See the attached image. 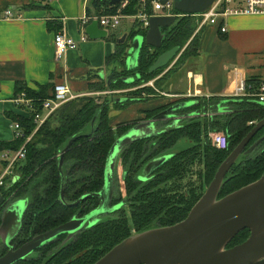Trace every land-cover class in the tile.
<instances>
[{"label": "trees", "instance_id": "16d2710c", "mask_svg": "<svg viewBox=\"0 0 264 264\" xmlns=\"http://www.w3.org/2000/svg\"><path fill=\"white\" fill-rule=\"evenodd\" d=\"M125 1L128 4L123 7ZM93 7L97 10L98 16L112 15L119 11L125 15H137L141 10L140 0H123L114 6L110 5L109 0H95ZM150 12H153L152 6H150ZM135 24L136 27L128 33L126 42L120 43L119 38L112 35L109 38L117 43V50L109 58V63H115L117 66L112 75L103 79L100 73H97L91 77V82H89V90L104 92L123 89L125 93V96L121 97L125 98L123 102H118V98L114 99L110 93L100 102L99 98L94 96L76 97L54 110L39 127L35 121L36 113L44 112L43 102L53 95L55 84L50 83L35 89L28 87L26 83L18 82L15 97L18 98L25 93L27 97L34 98L35 110L28 114H10L12 121L22 126L23 136L11 141L0 140L1 152L5 149L17 152L23 145L26 149L25 158L20 159L16 164L17 180L12 183L10 177H7L6 185L0 187V195L4 198L3 204H0V225L5 200L12 194L17 200L31 194V202L25 211L22 228L13 239L14 245L20 247L37 234L61 226L76 215L90 212L97 204L98 198L96 197L88 198L76 207H71L61 201L62 174L59 161L63 148L71 138L75 137L76 140L65 152L63 165L66 182L64 197L67 202L78 201L83 195L98 192L104 187L109 150L120 135L134 124V122L120 121L114 125L111 120V111L142 103V101L158 96L159 91L164 90L162 84L175 67L171 68L166 73L167 75H161L167 67L150 72L152 64L160 54L169 51L174 46H180L183 49L188 42L187 50L182 57L199 54L200 35L199 33L195 37L193 35L198 27V21L191 16L179 17L173 27L164 29L167 32V38L162 46L154 49L144 45L138 66L130 70L126 66L129 44L134 35L145 36L147 32V29L139 28L138 22ZM218 28L221 32V27ZM97 77L99 79L94 81L93 79ZM125 78H134V81L127 82ZM152 80H155L154 87L147 85ZM248 81L253 85L259 82V80ZM208 100L197 98L198 102L191 105V108L181 111L185 113L201 111L206 103L218 106L224 101V106H227L230 112L219 115L224 117L213 118L212 123L207 120L205 122L198 120L164 133L161 137L155 138L159 140V147L150 150L149 154L143 149V145L148 142L146 139L134 141L121 150L119 163L122 162L127 170L123 177L125 195L128 198L127 209L122 207L116 213L117 215L110 216L96 223L94 227L81 231L69 242L65 243L66 235L59 237L39 249L37 256H30L16 264H94L109 253L110 249L131 236L134 229L141 232L152 227L174 225L184 220L215 178L222 161L256 125L249 123L251 121L258 123L264 118V106L250 98L213 97ZM162 108L142 110V112L148 118ZM142 119L139 117L134 121ZM210 129L228 134V150H219L212 145L208 137ZM263 136L264 127L249 143V146ZM185 137L193 142L191 147L178 151L175 156L164 162L149 181L144 182L137 179L136 174L143 164L150 159L162 156L165 150L174 147ZM262 147L255 155H252V152L249 155H243V159L238 158L226 176V182L220 191V198L262 178L264 140ZM250 235L248 229L240 231L228 247L246 241Z\"/></svg>", "mask_w": 264, "mask_h": 264}, {"label": "water", "instance_id": "95a60500", "mask_svg": "<svg viewBox=\"0 0 264 264\" xmlns=\"http://www.w3.org/2000/svg\"><path fill=\"white\" fill-rule=\"evenodd\" d=\"M110 5H116L123 0H109ZM163 3L168 0H161ZM174 7L182 13H202L206 11L215 0H173ZM150 26L144 35L136 34L127 49L126 63H130V70L138 65L141 49L145 45L159 49L167 38V32L176 23L175 16H153ZM88 38L102 40L110 38L109 30L101 28L98 19L93 20L85 29ZM128 33L119 39L120 43L126 42ZM183 52L180 46L166 51L152 64L150 72L168 68L173 65L177 57ZM134 78H125L132 82ZM112 95V94H111ZM119 101L125 98L119 97ZM197 101L177 102L164 110L160 115L151 120L138 122L132 129L120 135L111 149L106 161L105 185L98 191L83 195L78 201L67 202L65 192L64 160L65 152L70 148L76 138H71L63 148L60 155L59 168L62 174L61 201L71 207L79 206L88 198H99L100 204L93 211L84 216H75L61 226L50 231L37 234L22 246L15 248L12 240L21 230L22 220L30 202L22 197L5 205L0 225V242L7 247V252L0 255V264H16L29 258L34 252L66 235V242L73 240L81 231L96 225L102 216L116 209L109 208L114 198L115 175L121 150L137 140L163 134L157 129V122L171 119L177 122L181 118L177 112L191 108ZM224 101L219 103V112L226 110ZM226 102V101H225ZM198 112L187 113L185 117L198 116ZM95 119L92 121L94 125ZM264 127V118L256 123L249 135L244 138L235 149L222 161L215 174V178L208 185L205 193L194 204L188 216L175 225L166 227H153L137 232L123 240L109 250L105 256L94 264H264V174L262 178L236 189L220 198V191L226 182V176L241 155H249L264 140L259 139L249 146V143L259 134ZM155 128V129H154ZM153 129V131H151ZM93 132V130L91 131ZM249 148L247 149V147ZM172 154L163 155L149 162L153 170L160 167ZM16 179L13 180L14 183ZM4 198L0 196V204ZM248 229L250 237L236 246L228 247L237 234ZM65 242V243H66Z\"/></svg>", "mask_w": 264, "mask_h": 264}, {"label": "crops", "instance_id": "0c3cea01", "mask_svg": "<svg viewBox=\"0 0 264 264\" xmlns=\"http://www.w3.org/2000/svg\"><path fill=\"white\" fill-rule=\"evenodd\" d=\"M94 1L0 0L1 141L15 138V130L11 124L14 121L10 114L24 111H18L16 104L18 82L39 89L42 85H57L64 81L70 84L74 94L84 93L89 89L91 77L100 73L103 79H107L117 68L115 63H109V58L117 50V43L109 38L81 42L77 48L66 51L60 61L56 59L55 36L59 32H65L67 36L80 40V19L87 15L98 16L93 7ZM5 10H11L14 17L5 18ZM226 27V33L220 32L216 25L202 27L198 32L199 54L189 57L180 72H175L183 73L181 77L170 78L172 74L167 77L162 84L164 90L159 91L161 95L124 108V113L120 109L112 112L120 111L124 116L122 121L134 122L142 117V110L196 101L197 98L208 100L213 97H230L240 79L260 80L264 77V38L257 43L258 49L263 50L258 57H250V53H233L234 49L230 47L237 35L264 34V15L231 16L226 20ZM193 57L196 60L191 62ZM261 63L260 67H256ZM49 93L51 94L50 90ZM112 95L114 99L125 96H116L115 93ZM144 115L143 113V117ZM4 165L0 151V176L4 172Z\"/></svg>", "mask_w": 264, "mask_h": 264}, {"label": "built area", "instance_id": "2783aa9c", "mask_svg": "<svg viewBox=\"0 0 264 264\" xmlns=\"http://www.w3.org/2000/svg\"><path fill=\"white\" fill-rule=\"evenodd\" d=\"M51 1V0H48ZM128 4L127 1L123 3V7ZM150 6L153 7V12H150ZM140 12L139 14H130L125 15L121 11L116 14H103L102 16H84L80 19L79 24H81V36L80 40L73 39L65 34V32H59L55 36V53L56 59L61 60L65 56L66 51L70 49L77 48L81 42H87L88 36L85 33V29L90 22L95 19H98L101 28H105L111 32L116 29L121 23L123 18H128L134 23H139V28L143 30H148L150 26V18L153 16H175L176 19L179 17H188L191 16L198 21V27L195 31V34L198 33L203 26L205 25H216L221 27V32L226 33V20L231 16H245L253 15L259 16L264 15V0H215L210 7L203 11L202 13H182L174 7V1L168 0L163 3L161 0H140ZM5 18L14 17L11 10L4 11ZM109 93L113 94L116 91L108 90ZM53 95L47 98L43 102V111L37 112L35 121L41 125L45 122L51 113L54 110L58 109L63 103L75 99L78 94L73 93L71 86L68 82H61L55 85ZM230 97L252 99L257 104L264 106V77H261L259 82L256 85L251 84L248 80L240 79L237 83V86L234 89V92ZM35 99H31L26 96L25 93H22L18 98H16V104L18 107H21L25 114L30 113V111L35 110L34 107ZM228 108V107H227ZM226 108L225 111L219 112L218 106L214 114H224L229 113L230 110ZM257 122L251 121L249 124L253 125ZM15 130V138L23 136V129L20 126V123L12 122L11 123ZM211 143L212 145L219 150H228L229 149V136L223 131L212 132L211 133ZM25 145H23L19 151L13 152L12 150H6L1 152L2 161L5 163L4 172L0 176V187L5 186L6 178L10 177L11 182L14 179L17 180L16 164L20 159L25 158Z\"/></svg>", "mask_w": 264, "mask_h": 264}, {"label": "rangeland", "instance_id": "374dc122", "mask_svg": "<svg viewBox=\"0 0 264 264\" xmlns=\"http://www.w3.org/2000/svg\"><path fill=\"white\" fill-rule=\"evenodd\" d=\"M121 24L118 26V27H116V29H114V30H112L111 32H110V36L112 35V36H115L116 38L118 37L119 39L120 38H122V36L125 34V33H131V31L133 30V28H135L136 27V24L133 22V21H131L130 19H122L121 20V22H120ZM194 35V34H193ZM195 37V36H194ZM264 38V34H260V35H250V34H246V35H237V36H235L234 37V39L232 40V45H231V47L230 48H233L234 50H233V53H240L241 55H245L246 53H250L249 54V56L251 57V56H255V57H258V56H260V54L262 53V48H260V49H258V47H257V43H259L260 42V40L261 39H263ZM191 40V39H190ZM89 42H92L93 41V39H89L88 40ZM189 44V42L184 46V48H183V52L177 57V59L175 60V62L173 63V65L170 67V69L171 68H173V67H175L174 69H173V72H171L170 74H172L171 75V77L170 78H173V79H178V77H181L182 75H183V73L181 74V73H178V74H176L175 72L176 71H178V72H180L179 70L185 65V63H186V61L189 59V56H186V57H182L183 55V53L185 52V50H187L186 49V46ZM181 58V59H180ZM180 59V60H179ZM179 60V61H178ZM196 60V59H195ZM194 60V57L191 59V62H193V61H195ZM178 61V62H177ZM176 63V64H175ZM262 65V63L261 64H258V65H256V67H260ZM126 66H128V68H131V65H130V63H126ZM194 66V65H193ZM170 69H168L167 68V70H164V74H166ZM185 69H183V71H184ZM161 74V75H164V74ZM103 74V73H102ZM170 74H169V76H170ZM167 75V74H166ZM161 77V76H160ZM159 77V78H160ZM157 79V78H156ZM166 81V80H165ZM165 81L163 82V83H165ZM169 84V83H168ZM167 84V85H168ZM147 85H150V86H155V80H152V81H150ZM168 88V86H166V89ZM116 91V93H115V95L116 96H119V95H125V93H123V89H118V90H115ZM161 92V91H160ZM78 94V96L77 97H81V96H84V97H92V96H94V97H97V98H99V102L100 101H103L104 100V97L106 96V95H108L109 94V92H108V90L107 91H104V92H102V91H95V90H89L88 89V91H86V92H84V93H77ZM159 94V93H158ZM159 95H161V93L159 94ZM174 99V98H173ZM19 110H23L21 107H18V111ZM121 110V112L122 113H124V110H126V109H120ZM121 112L119 111V112H116V113H113L112 111H111V120H112V123H114V124H117V123H119L120 121H122V119H124L123 117V115L121 114ZM224 114H226V113H224ZM219 115H223V114H219ZM218 114H213V118H220V117H224V116H219ZM218 116V117H217ZM197 120H199V121H201V122H204L205 121V119H204V117L203 116H198V119ZM127 122V121H126ZM44 123V122H43ZM43 123H41V125L43 124ZM38 124V123H37ZM38 126H39V124H38ZM40 127V126H39ZM211 132V131H210ZM212 132H219V131H212ZM192 144H193V142H191L190 140H188L187 138H183V139H181L178 143H177V145L174 147V151L173 152H178L180 149H186V148H189V147H191L192 146ZM6 150H10V149H5V151ZM259 152V150L257 149V150H255V151H253V153H252V155H255L256 153H258ZM243 155L242 156H240L239 157V159H243ZM118 173V172H117ZM120 173H122V171H120ZM119 180H120V178H119ZM121 185L123 186V183H121ZM1 196V195H0ZM25 198H27V200L28 201H30L31 200V194H28ZM9 200H17L16 199V196H14V194H12L9 198H7V200H5V203H4V205H3V208H4V206L5 205H7V202L9 201ZM123 205V204H122ZM115 214H114V212H110V213H108L107 215H105V216H103L102 218L103 219H105V218H108V216H114ZM12 243H15L13 240H12ZM3 244L2 243H0V253H5L6 251H7V247H5V246H2ZM1 247H2V249H4V250H2L1 249ZM38 255V252H34L33 254H32V256H37Z\"/></svg>", "mask_w": 264, "mask_h": 264}, {"label": "flooded vegetation", "instance_id": "af4514ba", "mask_svg": "<svg viewBox=\"0 0 264 264\" xmlns=\"http://www.w3.org/2000/svg\"><path fill=\"white\" fill-rule=\"evenodd\" d=\"M124 92V91H123ZM170 106L169 105H165L164 106V108H162L161 110H159L158 112H156L153 116H151V117H148V118H146L145 117V115H144V117H143V112L141 113V115H142V117H140V118H143L142 120H137V121H134V124H133V126H131L128 130H130V129H132L138 122H144V121H148V120H151L152 118H154L155 116H157V115H160L164 110H166V109H168ZM216 110H217V106H214V105H212V104H210V103H206V104H204L203 105V108L201 109V111H196V112H198L199 113V115L200 116H203L204 117V119L205 120H207V121H209L210 123H212L213 122V114H214V112H216ZM177 114L178 115H180L182 118L180 119V120H178L177 122H173L171 119H163V120H161V121H156L157 122V129H158V131H160V132H162L163 134L164 133H166V132H168V131H170V130H172V129H177V128H179V127H183V126H186V125H188V124H191V122H194V121H198L197 119H198V116H191V117H185V115L187 114V113H185V112H183V111H181V110H179L178 112H177ZM220 114V113H219ZM218 114V115H219ZM205 122V121H204ZM160 123V125L158 126V124ZM155 129V128H154ZM151 131H153V129L151 130ZM211 131V132H210ZM210 131L208 132V137H209V139L211 138V133H212V129H210ZM127 132V131H126ZM125 133V132H124ZM163 134H159V135H157V136H153V137H148V139H146L148 142L146 143V145L144 144L143 145V149H144V151H148V154H149V152H151L150 150H154V149H156L157 147H159V140L158 139H155V138H158V137H161V135H163ZM185 138H187V137H185ZM183 139V138H182ZM188 140H190L189 138H187ZM259 139H257L255 142H257ZM191 141V140H190ZM255 142H253V144L255 143ZM178 143V142H177ZM177 145V144H176ZM175 145V146H176ZM252 145V144H251ZM262 145H263V142L261 143V144H259L257 147H256V149L255 150H261L263 147H262ZM174 146V147H175ZM174 147H172V148H170V149H167V150H165L164 152H163V155H166V154H172L173 156H175V154H177L178 152H173L174 150ZM182 149H180L179 150V152L181 151ZM254 150V151H255ZM162 155V156H163ZM162 156H160V157H162ZM160 157H155V158H153V159H150L148 162H146L145 164H143V166L139 169V171L137 172V174H136V176H137V179H139V180H141V181H144V182H147V181H149V179L151 178V177H153V175H154V173L162 166V164L160 165V167H158L157 169H155L154 171H151V170H153L154 169V167H149V169H148V164H149V162H151V161H153L154 159H157V158H160ZM119 159H120V156H119ZM122 160V159H121ZM118 167H117V170H116V175H115V181H116V184H115V189H114V198L112 199V201H111V203L109 204V208H114V209H116V210H114V211H111V212H114V214L115 215H117L116 213H118V211L119 210H121L122 209V207H124L125 209H127V206L126 205H128V198H127V196L125 195V180H123V177H125V175H126V173H127V170H126V168H125V166L123 165V163L122 162H118V165H117ZM120 171H122V173H120ZM118 172V173H117ZM119 178H120V180H119ZM105 181V180H104ZM121 183H123V186L121 185ZM122 196H123V198H122ZM120 199H122V200H120ZM120 200V201H119ZM10 202H12V200H9L8 202H7V204L8 203H10ZM100 199L98 198V202H97V204L95 205V206H93V209H95V208H97L98 206H99V204H100ZM123 204V205H122ZM7 206V205H6ZM93 209H91V211L90 212H88V213H85V214H81V215H76V216H84V215H87V214H89V213H91L92 211H93ZM108 213H110V212H108ZM107 215V214H106ZM105 216V215H104ZM75 217V216H74ZM103 217V216H102ZM101 217V219H100V221L102 220H106V219H108V218H105V219H103ZM108 217H110V216H108ZM129 217V216H128ZM72 219V218H71ZM70 219V220H71ZM99 221V222H100ZM65 224V223H64ZM178 224V223H177ZM175 225V224H174ZM170 226V225H169ZM56 228V227H55ZM153 228V227H152ZM134 234H137V231L134 229L133 230V234L132 235H134ZM34 238V237H33ZM32 239V238H31ZM30 240V239H29ZM65 240H67L66 238H65ZM28 241V240H27ZM66 242V241H65ZM26 243V242H25ZM14 244V243H13ZM2 246H4V245H2ZM15 248H18V246H16L15 245ZM1 249H2V247H1ZM2 250H4V249H2ZM8 251V250H7ZM6 251V252H7ZM38 251V250H37ZM5 252V253H6ZM5 253H0V255H3V254H5ZM32 256V255H31Z\"/></svg>", "mask_w": 264, "mask_h": 264}]
</instances>
